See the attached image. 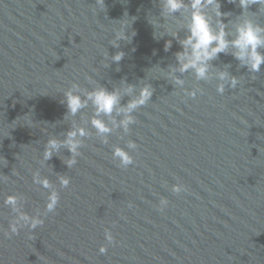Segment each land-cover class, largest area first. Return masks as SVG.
Listing matches in <instances>:
<instances>
[{
	"label": "water",
	"instance_id": "water-1",
	"mask_svg": "<svg viewBox=\"0 0 264 264\" xmlns=\"http://www.w3.org/2000/svg\"><path fill=\"white\" fill-rule=\"evenodd\" d=\"M220 3L230 13L221 17L227 39L244 18L264 27L258 4L241 15L238 0ZM189 15L162 14V0H0V264H264V64L250 71L230 46L208 62L206 79L179 72ZM122 25L130 39L114 47ZM221 72L237 78L236 88ZM74 83L82 97L118 89L120 105L144 84L153 93L129 132L114 128L103 143L91 101L67 114L63 93ZM127 85H135L131 94ZM74 124L90 133L77 163L68 167L64 146L44 161L47 141L64 140ZM128 140L137 147L127 149ZM117 144L133 156L127 167L112 156ZM36 171L56 187V209L36 229L5 235L15 215L4 205L9 194L29 214L43 213L50 189L33 183ZM176 183L186 191L174 193Z\"/></svg>",
	"mask_w": 264,
	"mask_h": 264
},
{
	"label": "clouds",
	"instance_id": "clouds-1",
	"mask_svg": "<svg viewBox=\"0 0 264 264\" xmlns=\"http://www.w3.org/2000/svg\"><path fill=\"white\" fill-rule=\"evenodd\" d=\"M96 3L104 6V0H96ZM238 3L243 10L241 15L247 13L249 6L252 4H258L260 10H264V0H238ZM209 8H211L217 18L215 26L212 23V16L207 11ZM182 9L189 11L190 15L187 24L188 34L182 41L184 51L177 53L179 72L183 73L188 69H193L198 79H206L208 62L219 53L225 52L230 46L236 50L233 55L243 62L250 71H260V66L264 64V53L259 51L261 47H264V27L254 24L251 19L244 18L236 25L234 38L229 40L227 39L229 34L226 31V24L221 17L228 16L230 13L221 11L220 0H162V14L164 15H172ZM124 27L126 25H122L121 29L116 32L112 42L114 47H119L118 41L130 39V36L123 31ZM123 55L122 51H118L112 59L118 62ZM219 78L221 81L228 80L230 88H236L238 84L237 78L234 76L230 77L226 72H221ZM173 81L179 87L184 85V81L180 77L173 76ZM134 90L135 85H127L125 88V92L129 94ZM216 91L223 94L225 85L223 83L217 85ZM196 92L197 90H191L187 91V94L195 97ZM152 93L151 85L144 84L139 88L138 94L131 96L126 105H120L121 93L118 89L109 91L104 87H96L85 91L82 97L79 85L74 83L64 91L63 96L67 106V114L73 117L82 108H85L89 101L92 102L95 112L91 117V125L95 128L97 135L101 137L102 142L107 143V136L114 128H122L124 133L129 132L130 125L135 123L133 112L140 106L145 105L150 100ZM114 109L116 114L121 117L118 121L112 115ZM101 114L111 119V126L100 118ZM89 135L90 133L85 127L74 124L72 129L66 133L64 140L50 138L47 141L43 152V160H49L54 151H58L61 146H64L71 153L66 160V164L71 168L77 163V157L81 155L80 148L84 143L82 138ZM126 143L127 149H135L137 147L133 140H128ZM112 156L119 161L122 167H127L133 163V156L125 147H121L118 144L113 146ZM58 180L61 187H67L70 184L68 176L61 175ZM33 183L41 185L44 189H50L43 213L41 214L40 210H36V214H29L24 210L22 198L9 194L4 198V205L9 206L15 215L9 221L8 229L4 232L5 235L18 234L19 230L25 226L34 230L37 226L44 223L43 216L55 211L59 202V193L56 187L53 186L46 176H41L39 171L33 173ZM171 190L174 193H180L186 191V188L184 185L176 183L172 185ZM167 204V198L161 197L158 207L163 211ZM104 236L109 244L113 242L112 233L108 229H105ZM106 251L107 246L101 244L99 252L103 254Z\"/></svg>",
	"mask_w": 264,
	"mask_h": 264
}]
</instances>
